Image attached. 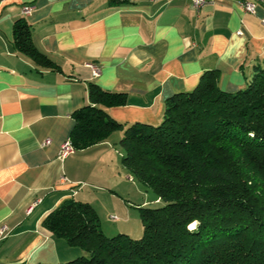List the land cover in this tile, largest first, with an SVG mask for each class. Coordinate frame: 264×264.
Here are the masks:
<instances>
[{
  "label": "crops",
  "instance_id": "crops-1",
  "mask_svg": "<svg viewBox=\"0 0 264 264\" xmlns=\"http://www.w3.org/2000/svg\"><path fill=\"white\" fill-rule=\"evenodd\" d=\"M241 1L207 0L197 9L190 0H0V223L10 226L0 264L77 256L82 249L56 236L45 217L68 197L99 212L97 203L112 196L104 174L123 172L124 129L59 157L90 81L127 93L126 104L108 108L117 119L156 123L165 99L193 88L205 69L218 68L221 87L234 90L264 66V8L245 12ZM25 5L34 6L29 15ZM18 18L32 24L36 46L59 69L16 48Z\"/></svg>",
  "mask_w": 264,
  "mask_h": 264
},
{
  "label": "trees",
  "instance_id": "trees-1",
  "mask_svg": "<svg viewBox=\"0 0 264 264\" xmlns=\"http://www.w3.org/2000/svg\"><path fill=\"white\" fill-rule=\"evenodd\" d=\"M14 42L59 69L26 18L16 20ZM219 80L218 68L205 69L193 88L165 99L156 123L117 119L108 108L126 104L127 93L90 81L89 102L74 112V147L124 129L123 164L165 203L139 206L143 234L133 237L106 233L90 201L65 198L44 224L82 252L37 264H264V66L234 90Z\"/></svg>",
  "mask_w": 264,
  "mask_h": 264
},
{
  "label": "rangeland",
  "instance_id": "rangeland-1",
  "mask_svg": "<svg viewBox=\"0 0 264 264\" xmlns=\"http://www.w3.org/2000/svg\"><path fill=\"white\" fill-rule=\"evenodd\" d=\"M120 147H122L121 144ZM119 148L116 150V154L119 153ZM123 154L121 155V159ZM123 167L122 173L117 172L118 167L112 171L106 169L107 172L104 176L110 173L111 179L110 181H105L107 182L105 184L111 185L112 187L110 188H114V190L112 191L106 187L104 191L111 193L112 196H106L104 203H102L103 201L97 203L99 205L98 213L101 218L102 227L106 233L112 235L119 232H127L133 237H139L143 234V220L139 206H160L165 202L161 198L158 199L155 190L138 180L124 164ZM100 191L102 190H99V193ZM114 202L115 204H113Z\"/></svg>",
  "mask_w": 264,
  "mask_h": 264
},
{
  "label": "built area",
  "instance_id": "built-area-1",
  "mask_svg": "<svg viewBox=\"0 0 264 264\" xmlns=\"http://www.w3.org/2000/svg\"><path fill=\"white\" fill-rule=\"evenodd\" d=\"M152 1H156V0H152ZM168 1H173V0H168ZM190 1L194 4V6L197 9H200L207 2V0H190ZM259 4L264 8V0H242L241 1V6L244 9V11L249 12V13H255ZM33 9H34L33 5H25L23 8V13L25 15H29L33 11ZM262 20L264 21V18H262ZM239 32L242 33V30H239ZM91 65L93 66L94 73L99 74L100 73L99 66L93 63H91ZM49 140H50L49 138L46 139L44 143L45 144L49 143ZM75 151H76V148L71 147V139H67L63 142L61 146V149L59 151V157L64 158L67 155L74 153ZM114 217L116 218V216ZM9 233H10L9 224L6 222H1L0 223V240L7 237Z\"/></svg>",
  "mask_w": 264,
  "mask_h": 264
},
{
  "label": "bare ground",
  "instance_id": "bare-ground-1",
  "mask_svg": "<svg viewBox=\"0 0 264 264\" xmlns=\"http://www.w3.org/2000/svg\"><path fill=\"white\" fill-rule=\"evenodd\" d=\"M71 147H74L73 143H72V140H71Z\"/></svg>",
  "mask_w": 264,
  "mask_h": 264
}]
</instances>
